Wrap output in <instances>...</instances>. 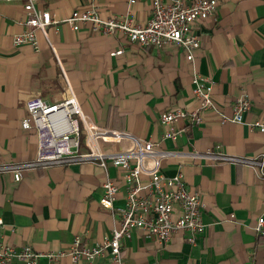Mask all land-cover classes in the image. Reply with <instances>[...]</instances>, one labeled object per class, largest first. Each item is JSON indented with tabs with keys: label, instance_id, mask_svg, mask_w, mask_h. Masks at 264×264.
<instances>
[{
	"label": "crops",
	"instance_id": "crops-1",
	"mask_svg": "<svg viewBox=\"0 0 264 264\" xmlns=\"http://www.w3.org/2000/svg\"><path fill=\"white\" fill-rule=\"evenodd\" d=\"M217 2L215 19L196 24L201 46L188 61L171 44L146 50L122 35L102 36L85 27L74 32L62 22L74 9L93 3L103 19L127 16L145 25L150 17L146 0L132 6L128 0H36L37 10L58 21L48 37L37 32L38 52L12 44L13 35L25 30L23 3L0 0V164L34 160L36 132L20 124L26 116L24 101L36 94L51 104L59 101L64 72L84 115L99 127L127 131L177 154L162 162V174L182 173L186 189L200 194L205 230L195 245L187 242V233L173 234L165 244L135 230L121 241L123 264H264V237L255 230L257 220L264 219V180L242 165L191 156L221 151L252 158L264 150V134L247 127L264 121V0ZM195 74L210 79L211 98L221 113L232 116L233 103L242 95L250 99L251 110L243 124H221L212 115L200 126L178 121L180 136L163 140L160 115L196 107ZM51 119L59 123V133L66 129L61 113ZM101 148L106 154L120 153L129 143H101ZM107 178L118 187L112 209L101 205ZM125 196L123 173L110 164L106 172L91 161L36 168L24 171L18 182L1 172L0 240L31 247L39 255L37 264H54L47 255L68 249L75 236L88 247L108 237L119 225ZM59 264L72 263L63 258ZM93 264L112 263L106 257Z\"/></svg>",
	"mask_w": 264,
	"mask_h": 264
},
{
	"label": "built area",
	"instance_id": "built-area-1",
	"mask_svg": "<svg viewBox=\"0 0 264 264\" xmlns=\"http://www.w3.org/2000/svg\"><path fill=\"white\" fill-rule=\"evenodd\" d=\"M23 3L25 30L12 37L15 47L29 46L38 52L37 32L48 37L52 25L58 24L51 13L35 8L36 0H20ZM94 2L95 0H91ZM138 0H128L132 6ZM150 4V17L145 25L134 23L127 16L103 19L93 3L87 8L74 9L62 22L76 32L85 27L90 33L102 36L116 34L126 37L128 42L142 49L161 50L171 44L186 54V60H193V53L201 46L196 31L198 21L215 19L217 0H146ZM53 51V45L49 42ZM59 101L48 103L39 95H31L24 101L26 116L21 120V129H34L37 136V153L34 160L22 164H0V173L9 172L15 182L22 178L24 171L48 168L73 162L91 161L107 171L110 164L123 173L125 183V204L119 209V225L100 244L88 247L75 236L68 249L50 253L47 258L59 264L68 258L72 264L84 262L93 264L96 260L109 257L112 264H123L121 241L129 239L135 230H141L146 237H154L160 243H168L176 233H187L189 244L195 245L197 236L205 226L201 219L202 199L196 191H188L182 173L172 177L162 174V162L177 154L157 149L150 141L135 137L127 131L103 128L84 115L73 89L64 72ZM192 98L196 103L193 110L171 108L160 115L159 121L165 128L163 140L172 142L182 133L175 125L183 121L187 126H200L207 116H217L221 124H243V115L251 110V101L242 95L233 103V115L221 113L211 98L209 78L195 74L192 78ZM61 113L66 129L59 133V123L51 117ZM250 131L264 134V121L247 124ZM83 136V140L81 137ZM128 142L129 148L120 153L106 154L101 143ZM191 156L208 162H223L242 165L264 180V150L252 158L231 157L221 151L194 152ZM146 177V183L141 181ZM101 205L112 209L117 185L107 178L103 183ZM141 192L144 194L142 195ZM0 219V236L2 228ZM258 236L264 237V219L256 225ZM39 255L31 247L20 248L3 245L0 240V264H37Z\"/></svg>",
	"mask_w": 264,
	"mask_h": 264
}]
</instances>
